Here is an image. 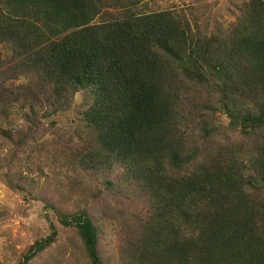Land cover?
Instances as JSON below:
<instances>
[{
    "label": "trees",
    "instance_id": "16d2710c",
    "mask_svg": "<svg viewBox=\"0 0 264 264\" xmlns=\"http://www.w3.org/2000/svg\"><path fill=\"white\" fill-rule=\"evenodd\" d=\"M147 4L0 0V152L11 146L15 157L33 136L38 144L44 135L36 133L56 128L86 93L74 116L91 151L78 167L96 176L117 163L127 172L123 194L109 179L113 193L101 184L98 194L86 192L104 195L108 216L121 214L114 264H264V0L235 4L230 23L171 7L148 12ZM204 104L202 138L193 141L190 123ZM217 110L238 131L225 144L216 138ZM1 159L0 177L26 189ZM63 194L81 190L69 184ZM117 200L125 206L111 208ZM54 210L76 230L81 264H108L88 205ZM51 228L17 264H32L56 242Z\"/></svg>",
    "mask_w": 264,
    "mask_h": 264
},
{
    "label": "rangeland",
    "instance_id": "374dc122",
    "mask_svg": "<svg viewBox=\"0 0 264 264\" xmlns=\"http://www.w3.org/2000/svg\"><path fill=\"white\" fill-rule=\"evenodd\" d=\"M145 1L148 2L145 8L147 11L171 7L177 10H188L189 17H193V12L197 11L200 15L196 19L201 18L202 21L215 19V21L228 23L236 19L238 10L234 8V5L241 2V0ZM193 94L191 93L189 98L186 96L185 99L193 98ZM78 98L79 101L75 107L68 109L57 118L56 128L47 125L48 129L45 133L42 131L36 133L37 137L44 135V137L38 138V144L31 141L33 136L28 138L27 143L22 146L15 157L12 156L13 148H9L11 146L0 152L2 164L12 165L11 168L8 167L10 173L14 174L16 179H19L21 175L20 182L16 180V183L26 187V189L12 188L4 177H0V264H17L18 259L31 244L51 234L52 223L58 230L57 240L32 264H81L80 238L74 228L64 226L54 208L72 213L83 205H88L90 213L99 226L102 235L103 258L106 263L114 264L112 257L116 256L121 245L120 239H122L121 227H117L120 223H115L117 216L121 214L108 216L111 210L104 211L102 208L104 195L92 200L87 197L86 192L98 194L95 187L101 184L104 193H113L104 186V181L109 179L117 186V190L114 192L123 194L129 190L125 181L127 172L123 166L117 163L102 168L100 174L96 176L86 173L80 168L79 163L87 157L91 151V145L83 143L88 133L82 130L77 116H74L77 108L84 104L86 93H81ZM207 105L204 104L195 110V121L191 122L189 127L193 141L202 138L200 116L208 115ZM211 114L213 115L214 128H218L216 138L221 141L220 143L225 144L229 134H238V131L228 127L230 119L223 111L217 110ZM74 117L76 120L73 119ZM72 120L76 121V126L72 125L69 128V122ZM45 122L48 124L47 121ZM58 127L59 130L56 133ZM213 139H215L214 136ZM230 139L227 141H231ZM89 175L95 176L96 179L99 176L101 182L93 181ZM69 184H78L81 190L80 197L69 199L63 194V191H68ZM119 199L122 200V197L119 196ZM125 202L117 200L110 207L118 206L121 209L125 206ZM142 202V209L149 208L146 201ZM127 209L126 206L122 212L124 217L131 215L130 212H126ZM101 216L108 220H104Z\"/></svg>",
    "mask_w": 264,
    "mask_h": 264
}]
</instances>
